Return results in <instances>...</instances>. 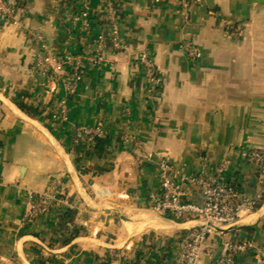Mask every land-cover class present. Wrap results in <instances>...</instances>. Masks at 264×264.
Masks as SVG:
<instances>
[{
	"label": "crops",
	"instance_id": "0c3cea01",
	"mask_svg": "<svg viewBox=\"0 0 264 264\" xmlns=\"http://www.w3.org/2000/svg\"><path fill=\"white\" fill-rule=\"evenodd\" d=\"M3 1L16 15L10 21L0 12V264H34L38 255L54 256L55 264H177L179 239L196 224L153 212L158 158L141 163L140 155L166 158L187 176L228 163L223 181L243 197L258 194L246 158L264 152V0H191L185 11L179 0H112L129 54L107 53L102 67L86 65L69 95L64 82L38 69L37 58L50 54L62 64L94 55L96 39L112 34L107 1L89 0L87 31L73 29L65 14L77 0ZM185 43L201 52L198 62L180 50ZM141 52L161 78L157 93ZM18 104L40 107L41 115L33 119ZM98 125L109 132L107 142L76 138L78 128ZM125 135L136 143L123 146ZM55 183L65 207L25 223L31 193ZM187 195L198 203L195 190ZM260 206L224 233L256 246L236 264H264ZM69 211L76 217L64 233L59 224ZM205 251L200 264H216L224 254L220 238H209Z\"/></svg>",
	"mask_w": 264,
	"mask_h": 264
},
{
	"label": "built area",
	"instance_id": "2783aa9c",
	"mask_svg": "<svg viewBox=\"0 0 264 264\" xmlns=\"http://www.w3.org/2000/svg\"><path fill=\"white\" fill-rule=\"evenodd\" d=\"M106 1L112 20V34L108 39L103 36L96 39L94 55L69 57L62 64H56L50 54L44 58H37L38 69L43 74L58 77L64 82L68 95L73 93L75 87L82 82L86 65L93 68L102 67L106 63L105 54L107 53L129 54V49L120 37L118 18L113 12L112 0ZM194 1L201 2V0ZM179 2L183 11L191 6V0H179ZM88 4L89 0H77L78 7L74 8L73 4L67 5L65 14L70 17V26L73 29L88 30L89 18L86 14ZM0 12L10 21H15L16 9L3 0H0ZM231 31L237 33L239 28H233ZM33 37L41 44L42 49L48 52L43 37L39 35ZM180 50L192 63L198 62L201 58V52L192 44L185 43ZM137 58L147 75L151 92L157 93L162 82L150 55L147 52H141L137 54ZM66 107V102H63L62 108L66 110ZM75 133L76 138L86 141L89 146L96 145L100 141L107 142L110 138L109 132L101 125L93 129L81 127ZM134 143H136L134 136H123V146ZM155 158H158L156 169L160 191L153 199V212L176 224H196L194 229L183 234L179 239L180 252L177 264H200L202 257L206 254L205 245L212 236L219 237L220 244L224 248V254L216 264H236L243 256L255 252L256 246L253 241L224 237V233L236 229L242 214H253L264 202V152L251 151L246 158L247 164L256 169L259 181L258 194L252 198L243 197L223 181V176L228 172V163L217 166L213 171L205 167L197 176H187L177 170L166 158L158 157L153 153L138 157L141 163L150 162ZM189 189L198 193V203L188 199ZM65 205L66 199L62 185L52 184L41 194L31 193L23 220L25 223L33 224L50 215L56 208L65 207ZM122 264L138 263L123 258Z\"/></svg>",
	"mask_w": 264,
	"mask_h": 264
},
{
	"label": "trees",
	"instance_id": "16d2710c",
	"mask_svg": "<svg viewBox=\"0 0 264 264\" xmlns=\"http://www.w3.org/2000/svg\"><path fill=\"white\" fill-rule=\"evenodd\" d=\"M19 108L22 112L27 113V115L31 118H38L41 115L40 112V107L38 108H33L31 107L29 104H18ZM104 143L102 141L98 142L97 144H101ZM264 203V202H263ZM260 205L257 207L256 210L260 209ZM76 214L75 212H67V214H65V217L61 220L60 224H59V228L64 232V233H68L70 231L69 226L73 224L74 220H75ZM75 238L70 239L67 243L65 244H61L63 247L69 245ZM53 242H55L56 240H52ZM56 263V258L54 256H51L50 258H48L47 260H44L43 258H41L39 255L37 256V260L34 264H55Z\"/></svg>",
	"mask_w": 264,
	"mask_h": 264
}]
</instances>
